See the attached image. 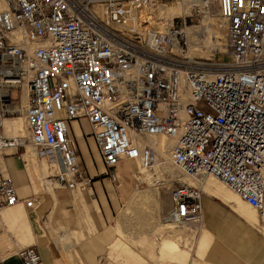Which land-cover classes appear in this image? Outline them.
Returning <instances> with one entry per match:
<instances>
[{
    "label": "built area",
    "instance_id": "1",
    "mask_svg": "<svg viewBox=\"0 0 264 264\" xmlns=\"http://www.w3.org/2000/svg\"><path fill=\"white\" fill-rule=\"evenodd\" d=\"M161 1L0 0V151H25V137L3 125L22 111L33 152L56 166L55 183L85 188L72 122L88 123L81 137L92 136L113 181L125 160L155 170L148 140L162 137L180 177H214L263 213L264 0H188L190 13L162 30L142 12ZM214 9L226 57L190 54L185 27L197 35L199 26L189 17L211 18ZM202 193L174 183L170 219L201 224ZM19 202L33 206L0 176V207ZM20 257L40 261L33 245Z\"/></svg>",
    "mask_w": 264,
    "mask_h": 264
},
{
    "label": "crops",
    "instance_id": "2",
    "mask_svg": "<svg viewBox=\"0 0 264 264\" xmlns=\"http://www.w3.org/2000/svg\"><path fill=\"white\" fill-rule=\"evenodd\" d=\"M84 122L86 128L82 129ZM3 125L13 132L18 126L23 131L25 127L19 116L5 119ZM72 126L80 163L85 165L81 168L96 176V144L90 135L81 137L82 132L89 133L87 122L80 120ZM28 156L37 162L29 165ZM55 173L56 168L54 171L47 159L37 157L33 150L28 155L21 148L0 151V176L12 178L20 199H33L32 207L23 202L0 207V264H23L20 252L29 245L35 246L40 255L37 264H124L120 261L123 254L116 261L109 257L117 236L112 231L113 205L103 188L106 178L93 182L95 193L91 194L80 186H59L54 181ZM202 191L201 226L191 254L183 239L170 238L162 243V258L155 250L156 243L151 242L142 250L133 247V258L137 256L144 264H264L259 213L254 210L253 222L249 206L216 182L204 183Z\"/></svg>",
    "mask_w": 264,
    "mask_h": 264
},
{
    "label": "rangeland",
    "instance_id": "3",
    "mask_svg": "<svg viewBox=\"0 0 264 264\" xmlns=\"http://www.w3.org/2000/svg\"><path fill=\"white\" fill-rule=\"evenodd\" d=\"M185 7L186 5L184 1L178 3L175 0H168L161 1L157 3V5L152 6L149 10H142V12L144 17H148L159 22V28L162 30L171 22L172 19L175 20L176 17L184 13L189 14L190 11H185ZM189 18V24L191 23L199 26L198 29L200 30L199 34L196 35L198 43L191 44L190 48L188 45V52L202 57H226L223 52L225 51L224 29L220 20L219 22H216V20L211 19L218 18L216 9H214V13L211 18H196L195 16H190ZM143 29L144 28L142 27L139 30L143 32ZM186 30L188 32L190 28L187 27ZM10 97L13 100H18L19 91L17 89H12L10 91ZM18 102L20 103V101ZM16 115L24 120L22 111L17 112ZM83 126L86 128L85 122L81 125L82 129ZM5 133L7 135L18 134L24 136L26 139L24 144L25 151L22 148L21 150L27 155L30 154L33 148L27 139V134L23 131L21 126H18V129L15 132L5 130ZM160 140L163 144L165 141H168L162 137H153L149 139V142L155 148H159L163 145H154V143ZM170 145L171 143H169V146L167 145L163 148L165 153L164 164L159 165L158 162H156L155 170L140 172L136 162L125 160L118 165L116 169L117 178L113 181L105 175L106 169L93 143L96 154L95 158H93V164L96 168L95 171L97 175L90 176L84 171L86 175L85 177L88 179V184L83 189L91 194H94L95 189L93 182L106 178L103 188L109 195L113 205L112 231L113 234L117 236L115 243L109 248V257L113 261H116V258L123 254V260L120 259V261L124 264H144L142 263L143 260L138 259L137 256L133 258L132 250L133 247L136 249L140 247L142 250L147 247L149 242L156 243L155 250L159 252V257L162 258L164 256L165 248L162 243L170 238L178 239V241L183 239L184 245L187 247L188 254H191L193 241L198 231L197 228H199L201 224L189 222L180 225L172 220L169 225L164 224V217L170 208V189L174 183L177 184V182H185L196 185L201 189V183L216 182L219 186L222 184L211 176H206L203 179L186 178L183 176L180 177L178 171L170 165L169 162ZM159 156L164 158L161 154H159ZM27 161L29 162L28 164L31 165V163L35 164L37 159L28 156ZM48 164L55 171L56 166L51 165L50 163ZM80 166L85 167L82 162L80 163ZM82 169L85 170V168ZM35 170L37 169L35 168ZM164 172H166L167 175H165L164 179H161L159 174ZM35 173H37V171ZM97 185L98 183H96V186ZM223 190L238 198L236 194L226 189V187H223ZM249 208L252 210V214L255 217L256 210L254 211V209L250 206ZM258 213L260 215L259 226L264 233V213ZM253 222H256V217ZM162 261L163 259H160V262Z\"/></svg>",
    "mask_w": 264,
    "mask_h": 264
},
{
    "label": "bare ground",
    "instance_id": "4",
    "mask_svg": "<svg viewBox=\"0 0 264 264\" xmlns=\"http://www.w3.org/2000/svg\"><path fill=\"white\" fill-rule=\"evenodd\" d=\"M184 2H185V5H186V7H185V11H187L188 10V8H187V5L189 4L187 1L188 0H183ZM178 3H180V2H178ZM150 8H144L143 10H149ZM185 14V13H184ZM212 20H216V22L218 21L219 22V18H212ZM171 23V22H170ZM169 23V24H170ZM188 26H186L185 27V31H186V33H187V36H188V41H189V48H190V46H191V44H197L198 43V41H197V38H196V35H195V31L193 30V28H191V27H189L190 28V30L187 32V30H186V28H187ZM196 29V31L198 32L200 29H198V28H195ZM215 41H216V39H215ZM18 115H14L13 117H17ZM13 117H9V118H6V119H10V118H13ZM5 120V119H4ZM24 122H25V120H24ZM73 123V122H72ZM25 127H26V124H25ZM25 127H24V132L26 133V134H28V131H27V129H25ZM71 132H72V134L75 136V134H74V131H73V126H72V124H71ZM15 136H22V135H15ZM11 137H13V136H11ZM24 137V136H23ZM153 138V137H152ZM149 141V140H148ZM165 141V140H164ZM169 143H171V141H165V144H163L162 143V141L160 140V141H157V142H155L154 143V145H163L162 147H159V148H157L156 147V151H157V159H156V162H158V164L159 165H162V164H164V161H165V153H164V151H163V148H165V146H169ZM159 154H161L164 158H161V156H159ZM51 165H53V164H51ZM216 179V178H215ZM217 181H219V180H217ZM220 182V181H219ZM222 185H223V187H226L222 182H220ZM203 185H204V183H201V187H203ZM226 189H228L227 187H226ZM202 190V189H201ZM229 190V189H228ZM229 191H231V190H229ZM203 192V191H202ZM232 192V191H231ZM233 193V192H232ZM235 194V193H234ZM237 196V195H236ZM238 197V196H237ZM171 208H172V204H171V199H170V208H169V210H168V212H167V214L165 215V217H164V222L165 223H167V224H170V221H171V219H170V211H171ZM264 213V212H263ZM264 217V216H263Z\"/></svg>",
    "mask_w": 264,
    "mask_h": 264
}]
</instances>
